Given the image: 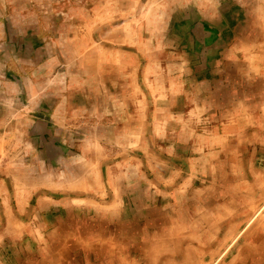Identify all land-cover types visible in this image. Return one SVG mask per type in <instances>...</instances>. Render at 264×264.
<instances>
[{"label":"crops","instance_id":"0c3cea01","mask_svg":"<svg viewBox=\"0 0 264 264\" xmlns=\"http://www.w3.org/2000/svg\"><path fill=\"white\" fill-rule=\"evenodd\" d=\"M156 1H159L157 8L164 1L169 6L176 2ZM178 2L175 6L187 13L215 11V14L196 24L200 35L194 38L199 41L191 44L190 35L188 39L187 47L193 49L198 44L205 51L204 56L190 64V68L195 63L202 65L201 71L191 72L198 82L195 86L198 101L192 99L189 106L185 90L182 88L180 92L175 78H169L167 93L159 86L158 91L151 86L155 97L160 99L163 93L164 98L154 99L151 104L159 123L154 118L151 153L145 158L156 163L168 152L174 162L167 169L150 165L152 177L145 179L149 189H144L153 194L144 199L154 201V205L150 202L151 205L145 206L143 197H138L137 191L143 193V187L127 189L117 177H112L113 165H106L102 173L94 168L96 172L89 177L86 160L80 162L85 170L79 180L70 179L64 193L67 198L48 203L37 185L38 178H32L37 167L31 168L32 175L28 176V164L20 162L17 153L7 150L3 157L13 158L17 165L2 167L7 172L8 188L0 175V255L2 250L5 255L7 248L12 250L8 240L13 241L12 237L17 239L15 247L35 235L41 241L44 237L51 241L40 252H31V241H24L20 249L25 250H16L9 264H224L222 261L228 255L232 256L229 264H264V0ZM25 3L26 0H0L3 11L0 13V99L11 100V95H15V102L21 96H30L31 101L35 95L39 103L34 108L42 109L41 98L55 88L53 83L49 88L48 63L43 62L47 55L43 51V37L31 33L38 31L36 25L32 26L31 16L30 22L22 24L31 11ZM99 3H103L104 11H128L129 7V0ZM90 10L100 11L82 9ZM69 11L78 8L73 5ZM222 11H250L248 15L253 20L248 18L243 26L223 30L221 19L215 18ZM7 12L11 15H5ZM14 16L20 19L18 25L14 21L9 23ZM184 28L187 29L186 25ZM75 41V47L80 48L78 40ZM75 47L63 46L62 50L66 51L61 60L63 66L69 58L71 62L79 59ZM66 78L64 74V81ZM166 100L168 104H164ZM27 106L21 101L18 111ZM183 108L190 109V118L177 115ZM60 109L61 106L57 110ZM1 117L5 123H0V128H4L0 131V144L10 148L16 125L7 122L0 111ZM19 123L26 129L32 121L21 119ZM43 123L33 122L26 134H32L35 128L46 137ZM6 129L10 130L5 132ZM190 146L195 149L188 150ZM41 155L38 153V160H44V153ZM119 164L118 175H121L125 163ZM32 225L36 230L31 229ZM81 256L86 257V262L81 263Z\"/></svg>","mask_w":264,"mask_h":264},{"label":"rangeland","instance_id":"374dc122","mask_svg":"<svg viewBox=\"0 0 264 264\" xmlns=\"http://www.w3.org/2000/svg\"><path fill=\"white\" fill-rule=\"evenodd\" d=\"M178 1L176 0L173 6L164 1L160 8H157L159 1L156 0H129L128 11H104L103 3H99L101 0H26L25 7L31 11L24 17L22 24L31 20L32 26L36 25L35 28L38 29L35 34L31 32L33 36L43 37V51L47 54L43 62L48 63L49 88L53 83L52 88L55 89L41 98L44 105L41 106L42 109L34 108L35 104L39 103V97H34L35 95L31 101L30 96L21 95L18 102L14 101L15 95H11V100L0 99L1 116L16 125L12 129L14 144H9L10 148L5 143L4 146L3 143L0 144V175L6 180L3 185L9 187L7 172H4L2 167L7 169L9 165H17L13 158L6 160L3 157L7 150L13 154L17 153L22 159L20 162L28 164V176L32 175L31 168L37 167L34 172L36 175L32 178H38L37 185L41 186L42 194L47 197L48 203L67 198L64 193L70 179L76 178L77 181L79 176L84 174L85 168L80 165L81 160L88 162L89 177L96 171L101 170L102 173L107 168L106 165H113L112 177H117L127 189H149L145 179L151 180L152 164L165 169L173 167L172 155L168 152L163 153L161 161L156 163L145 158L151 153L152 123L155 124L154 118L159 121L157 116H153L151 104L154 99L161 101L164 98L163 93L160 99L155 97L151 86H155V90L159 86L162 92L167 93L169 78H175L180 92L184 88L189 106L192 105L189 103L192 99L198 101V92L195 90L198 82L193 79L191 72L201 71L202 65L199 62L190 68V64L199 59L200 55L204 56L205 51H202L197 43L194 45L196 48L187 47L188 39L192 37L191 44L199 41L194 38L200 35L196 30L199 25L196 24H199L200 20L210 19L215 14V11H181L175 6ZM112 3L114 4V1ZM73 5L78 11H69ZM83 8H97L100 11H82ZM18 10L17 8L16 11ZM248 12L250 11H222L215 18L221 19L222 29L228 31L243 26L248 18L253 20V16H249ZM259 12L263 11L257 13ZM5 15L10 16L11 13L7 12ZM18 20V16H14L9 23L14 21L18 25ZM218 29L221 30L219 27ZM227 31H224L225 35ZM75 40L80 43V48L75 47ZM72 44L79 50V59L71 62L69 58L68 62H63V66L61 60L65 49L62 48ZM64 53L66 56V51ZM58 88L59 90H56ZM21 101L28 106L19 112L17 106L21 105ZM164 104H168L167 100ZM59 106L61 109L58 111ZM182 110L184 108L177 115L181 113L183 118H190V109L184 110L185 113H182ZM159 114L164 115V112L159 111ZM28 118L32 121L31 125L37 120L44 121L46 137L37 133L35 128L31 131L32 134H26L31 125L25 129L19 122ZM0 123H5L2 117ZM155 128L157 130V126ZM3 129L0 128V131L3 132ZM9 130L6 129L5 132ZM193 149L194 146L188 147V150ZM38 153H44V160L37 159ZM90 158L93 160L89 161ZM119 163L126 165L123 164L121 175H118L121 170ZM73 165L79 167L75 168ZM138 176L143 180L138 179ZM135 178L139 180L138 184ZM152 191L154 192V189ZM137 194L139 198L148 199L153 193L144 189L143 193L138 190ZM146 199L143 202L145 206L151 205L150 202L154 205V201ZM31 229L36 230V226L32 225ZM112 230L110 228V232ZM8 240L12 250L7 248V255L2 250L0 264L11 263L9 260H14L12 258L16 250H25L20 249L24 241H31V252H40L42 247H47L51 242L45 237L41 241L35 235L18 242L15 247L17 239L12 237L13 241ZM130 249H127L128 253ZM231 258L232 256L228 255L222 262L229 264ZM80 261L86 262V257L81 256Z\"/></svg>","mask_w":264,"mask_h":264},{"label":"bare ground","instance_id":"6f19581e","mask_svg":"<svg viewBox=\"0 0 264 264\" xmlns=\"http://www.w3.org/2000/svg\"><path fill=\"white\" fill-rule=\"evenodd\" d=\"M262 44V43H261ZM249 124V123H248ZM204 148V147H203ZM217 175V174H216ZM189 198V197H188ZM174 201V200H173ZM139 206V205H138ZM162 206V205H161ZM171 208H172V206H171ZM170 208V209H171ZM144 211V210H143ZM148 212V211H147ZM167 213V212H166ZM189 214V213H188ZM171 215V214H170ZM169 215V216H170ZM114 217V216H113ZM168 217V216H167ZM148 218V217H147ZM115 219H116V216H115ZM172 219V218H171ZM119 220V219H118ZM128 220V219H127ZM173 220V219H172ZM115 221H117V220H115ZM137 222V221H136ZM169 222V221H168ZM170 224H172V223H170ZM174 229V228H173ZM172 230V229H171ZM176 230V229H175ZM173 233V232H172ZM174 234V233H173ZM171 235V234H170ZM124 239V238H123ZM163 241V240H162ZM173 243V242H172ZM152 245H153V243H152ZM173 246V245H172ZM122 248V247H121ZM120 249V248H119ZM148 251V250H147ZM161 253V252H160ZM113 259V258H112Z\"/></svg>","mask_w":264,"mask_h":264}]
</instances>
